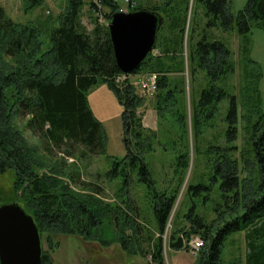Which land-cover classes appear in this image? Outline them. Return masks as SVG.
Returning a JSON list of instances; mask_svg holds the SVG:
<instances>
[{"label":"trees","instance_id":"16d2710c","mask_svg":"<svg viewBox=\"0 0 264 264\" xmlns=\"http://www.w3.org/2000/svg\"><path fill=\"white\" fill-rule=\"evenodd\" d=\"M198 1L203 4L208 22L201 31L195 24L192 29L190 39L198 40L190 53L191 77L195 82L196 72L202 73L207 87L201 88L199 99L193 103L195 136L200 140L206 130L214 128L215 115L222 114V104L227 102L228 107L223 120L224 133L219 131L203 151L198 145V155L201 152L205 157L207 170L198 183H188L186 196L192 199L207 192L205 199H208L218 187L223 202L215 209V222L219 227L213 226V222L210 224L206 216L198 215L194 204L184 216L189 226L172 232L169 247L181 251L185 239L201 236L205 243L199 253V264H221L228 236L251 227L246 232L247 264H264V115L252 123L253 126L246 127L248 147L239 150L234 144L240 138V122L243 119L249 122L246 117H240L237 96L227 89L236 64L230 48L222 41H210L208 33L211 28L226 32L236 29L246 38L242 52L247 54L252 28L264 30V0H249L238 15L231 12L232 0ZM24 2L27 9L34 10L47 0ZM87 4L91 30L83 22L85 0H67L66 8L41 27L15 22L0 3V173L15 172L14 190L19 195L20 205L34 218L51 253L60 245L56 237L79 236L84 240L98 239L106 247L120 244L129 255L149 257L147 264H165L163 237L190 168L188 146L178 157L177 185L158 191L145 158L153 150L158 133L146 128L138 113L143 98L129 83L116 82L121 72L107 24L122 8L111 0H103L101 10L94 0ZM189 7L190 0H178L148 8L136 3L129 10L147 8L161 14L167 25L159 35L156 47L159 53L152 54L135 73L160 75L158 104H155L159 112L165 110L161 104L177 108L182 104L178 96L185 93L183 81L177 82L172 76L184 71V62L179 59L183 54ZM101 18H105V22H100ZM257 80L256 75L249 76L248 83H257ZM100 81L109 84L123 107L127 154L121 160H113L108 175L110 180L122 181L118 189L119 202L114 205L100 201L98 191H93L92 200L71 192L69 184L62 181L63 177H70L67 162L52 156V151L70 159L106 153L104 127L87 99V92ZM252 90L255 100L257 91ZM254 100L249 101L251 114L256 112L253 108L259 109V103L255 101V104ZM20 116L28 118L26 128L45 144L43 152L50 159L46 165L36 158V149L18 129ZM222 133L223 144L220 143ZM181 145L179 141L175 146ZM140 183L146 185L148 212L153 215L154 227L141 219L139 207L131 201V188ZM48 253L43 248L42 264H54Z\"/></svg>","mask_w":264,"mask_h":264},{"label":"rangeland","instance_id":"374dc122","mask_svg":"<svg viewBox=\"0 0 264 264\" xmlns=\"http://www.w3.org/2000/svg\"><path fill=\"white\" fill-rule=\"evenodd\" d=\"M91 0H85L86 6L84 8L83 22L88 29H92L91 14L89 12V4ZM103 2V0H101ZM112 1V0H111ZM138 5L149 7L155 4L164 5L170 2H177L178 0H134ZM249 0H232L231 12L233 15H238L244 10ZM2 7L5 9L8 17L20 24H31L32 26L38 24L41 27L49 19L58 16L67 6V0H47V2L34 10L27 9L24 0H0ZM112 3H114L112 1ZM120 5V4H118ZM122 10L129 11L132 5L122 3L120 5ZM146 8V9H147ZM188 22L186 23L183 54L181 56L184 62V71L181 74H175L172 77H176L175 81L184 84L185 93L178 96L182 99V104L178 106H167L161 104L165 109L159 112L156 109V103L158 101L157 92H150L143 90L140 87V77L145 79L147 73H142L135 77H120L116 82H125V84L133 85L135 92L139 97L143 98L144 103L138 109L139 115L143 118V124L146 128L157 132L158 138L154 141L153 150L146 154V161L153 171V179L158 191H164L175 188L178 183V175L175 170L177 167L178 157L185 147L188 146L189 152V168L185 174L184 183L181 186V192L175 203L171 217L169 219L166 233L164 235V259L165 264H199V253H195L190 246L189 240H184V249L181 251L171 250L169 247V239L172 232L178 229L188 227V222L184 218L189 213L191 207L196 204L195 212L202 216L207 217L210 224L215 227H219V223H216L215 219L217 214L215 209L222 199L218 187L208 196L205 192L202 196H195L192 199L186 196L188 183L192 182L196 184L200 181L204 173L205 157L198 155L199 149L203 151L207 146V143L212 141L213 137L220 131L225 129L224 116L228 107L227 102L222 104V111L219 116H216V122L214 128L206 130L203 136L197 138L195 136L194 128V104L200 97V92L206 89V85L203 82V74L196 72V81L193 82L191 77L192 67L190 63L191 50L193 43L191 34L194 24L197 25L199 31L205 28L208 22V18L205 16L204 7L198 0H190V7L188 13ZM107 23V22H106ZM35 27V26H34ZM165 24L160 32V35L166 30ZM209 40H219L224 42L233 53V60L236 64L235 73L228 79V90L231 95L237 96L240 109V117H246L249 123H245L243 120L240 122V138L234 144L239 150H242L247 145L246 127L253 126L252 123L259 121L261 116L264 115V30L253 27L252 32L248 36V52L243 55V44L246 38L238 33L236 29L230 31H223L221 29L211 28L208 29ZM47 42V41H46ZM47 44V43H46ZM159 52L156 51V54ZM157 74V73H155ZM158 77L160 76L157 74ZM257 76V83L249 84V76L251 78ZM251 81V80H250ZM139 82V83H138ZM256 89V98L254 100V91ZM203 88V89H201ZM253 95V97H252ZM250 96V97H249ZM253 98L254 103H259V109L253 108L252 111H256L255 114H251L249 106H251L249 98ZM87 99L89 107L94 113L95 117L104 127L106 133V153L100 156H75L72 159L65 157L62 153L52 151L54 159H65L67 164V170L70 175L68 179L63 177L62 181L69 184V189L76 195L82 197H88L94 199L95 195L93 191H98L97 196L100 201H104L109 205L118 204V189L121 185V179L110 180L108 178L109 172L113 168V160H121L126 154L127 150L124 144V130L122 122L123 107L121 106L116 93L106 82L100 81L97 85L93 86L87 92ZM256 101V102H255ZM194 103V104H193ZM158 104V103H157ZM252 107V106H251ZM184 113L182 117L181 114ZM28 118L20 116L17 119V127L24 135L28 144L35 148L36 158L41 161L42 164L46 163L48 159L45 155V144L36 136L32 131L26 128V122ZM247 124V126H246ZM255 125V124H254ZM260 132V130L258 129ZM224 133V131H223ZM220 138V143H224V137ZM246 134V135H245ZM204 139V140H203ZM182 143L177 148V143ZM214 142V141H213ZM175 143V144H174ZM184 149V150H183ZM180 151V153H178ZM179 154V155H178ZM47 161V162H46ZM55 162V161H54ZM197 170H196V167ZM254 171V170H253ZM252 171V173H253ZM247 171L245 172L246 175ZM133 184V183H132ZM15 172L7 171L6 173H0V206L19 203V195L15 193ZM130 193L131 201L136 208L139 207L141 211V219L151 223L154 227L153 215L148 212V198H146V185L143 183L133 186ZM213 222V223H212ZM251 227L247 230L250 231ZM236 232L228 236L223 249H222V263L221 264H247V256L249 254V245L246 239V232ZM108 232H112L109 230ZM197 237V236H194ZM202 238L201 236H199ZM43 242L44 251H48L51 255L54 264H147L150 262V258H142L140 255H129L122 250L120 244L113 243L110 246H103L99 240H84L79 236H59L56 237V243L59 242V246L54 251H50L47 245L46 238L41 236ZM203 239V238H202ZM205 243V242H204Z\"/></svg>","mask_w":264,"mask_h":264},{"label":"water","instance_id":"95a60500","mask_svg":"<svg viewBox=\"0 0 264 264\" xmlns=\"http://www.w3.org/2000/svg\"><path fill=\"white\" fill-rule=\"evenodd\" d=\"M164 17L149 9L118 12L108 21L119 71L138 72L155 51ZM43 243L34 218L19 203L0 206L1 264H42Z\"/></svg>","mask_w":264,"mask_h":264},{"label":"built area","instance_id":"2783aa9c","mask_svg":"<svg viewBox=\"0 0 264 264\" xmlns=\"http://www.w3.org/2000/svg\"><path fill=\"white\" fill-rule=\"evenodd\" d=\"M96 5L98 6V8L101 10L102 9V1L101 0H94ZM115 4H120L122 5V3H126L128 5H132L135 6L136 3L134 0H112ZM100 22H104V18L100 19ZM123 77V76H120ZM120 77H118L117 79H119ZM147 78H140V87L143 90H147L150 92H156L158 89V75L153 73L150 75L146 76ZM121 81V80H120ZM118 81V84H124L125 82H120ZM139 83V82H138ZM189 246L190 248L195 251V253H198L203 247H204V240L200 237H193L190 241H189Z\"/></svg>","mask_w":264,"mask_h":264},{"label":"bare ground","instance_id":"6f19581e","mask_svg":"<svg viewBox=\"0 0 264 264\" xmlns=\"http://www.w3.org/2000/svg\"><path fill=\"white\" fill-rule=\"evenodd\" d=\"M121 76H123V74L121 73ZM138 77H139V75H138ZM191 170H193V167L192 168H190Z\"/></svg>","mask_w":264,"mask_h":264}]
</instances>
